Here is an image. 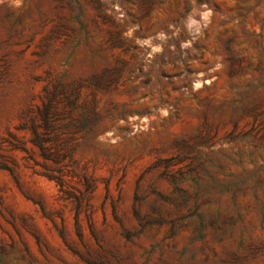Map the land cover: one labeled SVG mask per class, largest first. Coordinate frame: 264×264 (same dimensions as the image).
Listing matches in <instances>:
<instances>
[{
	"label": "rangeland",
	"instance_id": "rangeland-1",
	"mask_svg": "<svg viewBox=\"0 0 264 264\" xmlns=\"http://www.w3.org/2000/svg\"><path fill=\"white\" fill-rule=\"evenodd\" d=\"M90 67L118 78L54 91ZM55 92L100 115L56 132L62 190L20 129ZM0 163L17 165V183L0 169V264H264V0H0Z\"/></svg>",
	"mask_w": 264,
	"mask_h": 264
},
{
	"label": "trees",
	"instance_id": "trees-1",
	"mask_svg": "<svg viewBox=\"0 0 264 264\" xmlns=\"http://www.w3.org/2000/svg\"><path fill=\"white\" fill-rule=\"evenodd\" d=\"M52 34L55 35L56 39L65 38L71 43H74L73 47H87L88 41H90L89 32L86 27L78 24L76 28L69 27L66 24L59 25L55 27L52 31ZM122 38V34H118L113 38L109 37L105 44H108L111 48L115 47H125ZM83 64V62H81ZM89 74L82 78H77L75 81V86L73 89H66L65 86L54 87V91L60 88V92L63 93L66 101L71 103L70 97H73V101L79 99V90L83 86L89 88L97 89H106L114 84L118 78V71H113L110 69H103L99 72L94 71L92 67L89 69ZM61 80H67L68 77L64 74L60 76ZM67 92H70L69 94ZM99 113L92 112L88 116L85 114L79 113L77 118H73L70 113L60 112L59 111V101L57 100V94L52 93L51 97L47 99L46 103H43L42 108H37L34 115L29 118L30 125L21 126L20 129H27L30 132L31 138L29 142L39 150L40 156L45 160L52 162V165L46 168V173H43L48 180L54 181L57 186L60 187V190L63 189L66 184L65 173H64V160L66 159V154H63L62 149L60 148V138L56 135V132L59 130L67 129L69 127L81 128V126L86 125L89 121L95 122L99 119ZM67 120V123L64 121ZM75 133V132H74ZM14 138V137H13ZM11 150L26 152L27 149L24 147L23 143H20L14 138V141L8 142ZM52 144L53 146H51ZM17 165L13 163L12 166H9L5 163H0V169L6 170L13 177L14 181L17 183V174H16ZM28 200H31L35 205L39 206L40 211L43 214L44 218H48L45 215V209L43 204L39 201H33L29 197H26ZM52 223L53 228L57 232L59 238L61 239L63 245L67 247L70 251L75 253V249L71 246L68 240V234L64 227L59 229L54 220L49 219ZM36 242L41 244L40 239L35 233H32ZM80 239L82 238L79 235Z\"/></svg>",
	"mask_w": 264,
	"mask_h": 264
}]
</instances>
